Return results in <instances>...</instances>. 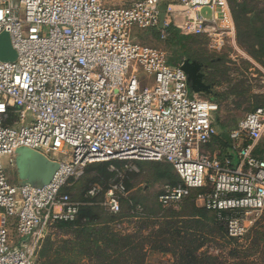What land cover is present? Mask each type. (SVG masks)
Instances as JSON below:
<instances>
[{
	"label": "built area",
	"instance_id": "2783aa9c",
	"mask_svg": "<svg viewBox=\"0 0 264 264\" xmlns=\"http://www.w3.org/2000/svg\"><path fill=\"white\" fill-rule=\"evenodd\" d=\"M172 26L214 54L237 45L228 0H0V35L16 51L0 58V264H37L50 228L78 216L62 189L100 161L168 162L180 181L164 186L162 207L198 189L197 204L216 212L229 237L248 232L264 209V159L255 154L264 106L238 118L229 153L208 150L219 105L190 89L183 61L136 39L152 28L166 39ZM20 147L59 163L48 183L10 181L5 158L16 166ZM127 194L123 180L111 184L107 208L119 213Z\"/></svg>",
	"mask_w": 264,
	"mask_h": 264
},
{
	"label": "rangeland",
	"instance_id": "374dc122",
	"mask_svg": "<svg viewBox=\"0 0 264 264\" xmlns=\"http://www.w3.org/2000/svg\"><path fill=\"white\" fill-rule=\"evenodd\" d=\"M109 1L123 3L127 0ZM229 2L237 11L241 4L246 10L247 15L240 13L245 42H240L237 37L236 46L211 54L205 39L192 37L188 41L189 54L204 59L203 71L207 76L213 73L206 77V82L213 83L214 94H203L206 98L213 96L211 100L219 105L214 116L219 137L212 140L208 150L218 146L223 150L222 133L226 135L245 113L264 106V56L257 59L250 53L251 43L264 38V0ZM136 35L140 42L164 49L169 58L173 55V47L156 36L155 30L137 29ZM224 140L228 144L229 140ZM262 146L264 148V139ZM5 161L10 181H21L17 167L11 166L8 157ZM121 180L128 194L123 196L122 210L112 213L105 204L106 191L111 184ZM176 181L179 177L174 168L163 162L129 159L112 164L105 161L88 164L82 177L62 189L79 203L77 218L69 223L58 222L50 228L36 255V263L188 264L184 258H189L194 262L191 264H264V209L253 215V223L243 237L231 238L223 221L202 220L191 198L185 199L178 208L160 206V192L165 185ZM94 185L99 187V191L90 196L88 190ZM85 206L94 208L92 218L81 213ZM105 221L112 231L127 237L125 244V241L133 242L134 248L124 244V253L113 255L109 251L112 257L99 258L97 248L92 247L89 251L87 245L81 244L85 235L78 239L79 223L101 226ZM12 230L15 236L16 232Z\"/></svg>",
	"mask_w": 264,
	"mask_h": 264
},
{
	"label": "trees",
	"instance_id": "16d2710c",
	"mask_svg": "<svg viewBox=\"0 0 264 264\" xmlns=\"http://www.w3.org/2000/svg\"><path fill=\"white\" fill-rule=\"evenodd\" d=\"M229 1V0H228ZM230 3V2H229ZM241 4V3H240ZM232 7V11H233V14H234V18H235V21H236V24H237V37H238V40L240 42H245V35H243V29H242V26H241V22H240V13L241 11L243 12V14L246 13V10L243 6V4L239 5V9L237 11L236 7L234 5L231 6ZM247 15V13H246ZM152 30H155L156 31V36L160 37V34L159 32L152 28ZM192 37H197V36H192V35H183L181 34L180 30L174 26L170 27L169 29V35L166 39H163V40H166L168 41V43L173 47V55L169 58V62L170 63H173V64H177V63H180L182 61H184L185 59H190V60H193V59H197L199 61H201L203 63L204 59L198 57L197 55L196 56H192L189 54V50L191 49L190 46L188 45V41L190 39H192ZM161 38V37H160ZM202 38V37H200ZM162 39V38H161ZM204 39V38H202ZM250 46V44H249ZM250 53L257 59H262V57L264 56V38H261L260 37V40L258 42L256 41H253V43H251V46H250ZM209 51V50H208ZM212 54V53H211ZM209 60V58L207 59ZM213 73L210 72L209 76H207L208 74H206V77H211ZM207 94V93H206ZM214 94V93H212ZM205 97V95H204ZM208 99H213V96H211L210 98ZM255 109V108H254ZM253 109V110H254ZM230 132V130H229ZM229 132L224 135V133H222L223 136H220V138L222 139L221 140V146L224 145L223 147V150L222 148H220L219 146L217 148H213L212 151H220L221 154H224V153H229L230 152V139H229ZM216 137H219L218 136V133L215 134L212 138V140ZM223 138L226 139L227 141L229 140L228 144L227 142L224 140L223 142ZM264 137L260 140L256 150H255V154L264 159V148L262 146V141H263ZM211 140V142H212ZM228 145L227 149L225 150V147ZM116 161H119V162H124V161H120V160H108V161H105L107 164H112L113 162H116ZM157 162H163V163H167L169 165L172 166V164L168 163V162H165V161H157ZM173 167V166H172ZM179 177V176H178ZM179 181H180V178H179ZM179 181H176V182H173L172 184H177ZM198 189H194L190 196L187 198H191L192 201L197 205V215L204 221L206 222H214V221H218L217 219V214L215 211L213 210H208L206 209L205 207H201L197 204L196 202V196H197V193H198ZM122 199L123 197L121 198V207H122ZM132 199V198H131ZM130 199V200H131ZM129 202V201H127ZM160 204V203H159ZM160 206L162 207V205L160 204ZM136 208V205L134 206ZM164 208V207H162ZM170 208V207H168ZM94 208L93 207H82V214L85 216L84 217H90L92 218L94 215H93V211ZM122 210V208H121ZM80 211V210H79ZM63 223H69L70 221L66 222V221H61ZM108 222L105 221L103 222L102 224H100L101 226H99V224L97 223H79L78 224V227H79V230H77L78 232V236H79V240L82 239L81 237L83 236V234L85 235V238L82 239L81 241V244L83 245H87L88 248H89V251H92V247H95L97 248L98 250V253H99V258H110L112 256H110L109 254V251L112 252L113 255L115 254H119V253H124V251L122 250L123 249V246H124V239L126 240L127 237L126 236H120V234L118 232L115 231H112L106 224ZM118 231V230H117ZM126 244L125 246L128 247V248H134V245H133V242H130V241H125ZM90 254V253H89ZM184 260L186 262H188V264H191V263H194L192 261H190L189 258H184Z\"/></svg>",
	"mask_w": 264,
	"mask_h": 264
},
{
	"label": "water",
	"instance_id": "95a60500",
	"mask_svg": "<svg viewBox=\"0 0 264 264\" xmlns=\"http://www.w3.org/2000/svg\"><path fill=\"white\" fill-rule=\"evenodd\" d=\"M0 58L4 60L16 58V51L11 45L7 32L0 35ZM181 68L186 72L189 87L193 92L213 93L214 85L206 82V73L203 71L204 64L201 61L185 59ZM16 167L23 183L29 182L40 186L51 180L59 163L39 151L29 147H20L17 149Z\"/></svg>",
	"mask_w": 264,
	"mask_h": 264
},
{
	"label": "flooded vegetation",
	"instance_id": "af4514ba",
	"mask_svg": "<svg viewBox=\"0 0 264 264\" xmlns=\"http://www.w3.org/2000/svg\"><path fill=\"white\" fill-rule=\"evenodd\" d=\"M214 90V89H213ZM214 92V91H213Z\"/></svg>",
	"mask_w": 264,
	"mask_h": 264
},
{
	"label": "crops",
	"instance_id": "0c3cea01",
	"mask_svg": "<svg viewBox=\"0 0 264 264\" xmlns=\"http://www.w3.org/2000/svg\"><path fill=\"white\" fill-rule=\"evenodd\" d=\"M213 84V83H212Z\"/></svg>",
	"mask_w": 264,
	"mask_h": 264
}]
</instances>
